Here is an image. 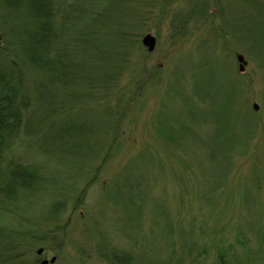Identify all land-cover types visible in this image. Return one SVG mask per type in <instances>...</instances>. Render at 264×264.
<instances>
[{
  "label": "rangeland",
  "instance_id": "1",
  "mask_svg": "<svg viewBox=\"0 0 264 264\" xmlns=\"http://www.w3.org/2000/svg\"><path fill=\"white\" fill-rule=\"evenodd\" d=\"M145 1L119 86L104 100L80 101L72 115L93 116L95 129L80 168L107 138L94 168L103 163L115 135L111 116H125L119 139L82 202L47 225L44 257L55 258L49 264H264V37L255 6L208 0L209 16L188 22L180 37L173 20L191 1ZM147 33L156 37L153 51L142 42ZM54 160L55 172L78 166ZM114 252L128 262L113 260Z\"/></svg>",
  "mask_w": 264,
  "mask_h": 264
},
{
  "label": "trees",
  "instance_id": "2",
  "mask_svg": "<svg viewBox=\"0 0 264 264\" xmlns=\"http://www.w3.org/2000/svg\"><path fill=\"white\" fill-rule=\"evenodd\" d=\"M142 1L0 0V264H28L31 255L39 264L47 225L78 206L98 181L125 116H111L115 135L107 155L94 168L109 141L97 140L102 152L86 169L78 158L95 135L93 116L72 115L82 111L80 101L104 100L119 86L133 37L141 33ZM190 1L173 20L180 37L189 32L188 22L209 16L208 0ZM251 2L264 37V0ZM29 71L37 73L32 81ZM52 159L60 168L68 161L78 166L55 172ZM123 256L127 263L130 256ZM123 256L114 252L113 260Z\"/></svg>",
  "mask_w": 264,
  "mask_h": 264
},
{
  "label": "water",
  "instance_id": "3",
  "mask_svg": "<svg viewBox=\"0 0 264 264\" xmlns=\"http://www.w3.org/2000/svg\"><path fill=\"white\" fill-rule=\"evenodd\" d=\"M144 46H146V48L149 50V51H153L155 46H156V37L151 34V33H147L144 37H143V40H142ZM238 59L241 61V62H245V58L242 54H238ZM244 69V65L243 64H240V70H243ZM254 108H258V104L255 103L254 104ZM40 252L42 251V249L39 250ZM55 258L52 259V261H54ZM48 263V260H44L43 261V264H47Z\"/></svg>",
  "mask_w": 264,
  "mask_h": 264
},
{
  "label": "flooded vegetation",
  "instance_id": "4",
  "mask_svg": "<svg viewBox=\"0 0 264 264\" xmlns=\"http://www.w3.org/2000/svg\"><path fill=\"white\" fill-rule=\"evenodd\" d=\"M44 254H45V250L43 249V251L42 252H39L38 251V253H37V255H39L38 257H39V259H38V263L39 264H42V261L44 260V259H47V258H45L44 257ZM54 257V256H53ZM36 259V258H35ZM37 260V259H36Z\"/></svg>",
  "mask_w": 264,
  "mask_h": 264
}]
</instances>
